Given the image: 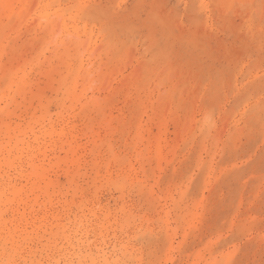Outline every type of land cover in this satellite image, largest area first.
I'll return each mask as SVG.
<instances>
[{
    "label": "rangeland",
    "instance_id": "374dc122",
    "mask_svg": "<svg viewBox=\"0 0 264 264\" xmlns=\"http://www.w3.org/2000/svg\"><path fill=\"white\" fill-rule=\"evenodd\" d=\"M50 1L43 10L63 7L69 17L73 7L85 2L111 18H97L90 26L94 40H111L118 46L117 56L99 72L108 77L111 91L121 87V72L129 75L135 63L146 70L140 88L128 89L127 95L117 93L114 99L123 117L146 125L141 137L138 123L115 135L116 149L137 170L136 184L148 189L149 199L134 192L125 200L134 211L138 208L136 214L152 218L144 223L151 232L133 241L136 248L143 246L145 264H264V0ZM13 4L9 0L3 9L10 11ZM32 12L27 34L22 28L24 36L13 35L14 47L27 42V60L34 54L30 44L38 43L41 27L35 21V14L42 12L39 5ZM14 19L17 15L3 18L0 11V31L6 25L11 30ZM160 80L166 82L157 91ZM160 91L161 111L156 103ZM137 96L145 97L140 100L145 107L139 106ZM118 112L115 115H121ZM207 113L213 115L212 126L204 121ZM106 192L101 202L114 209L118 193ZM39 252L38 258L46 255Z\"/></svg>",
    "mask_w": 264,
    "mask_h": 264
},
{
    "label": "bare ground",
    "instance_id": "6f19581e",
    "mask_svg": "<svg viewBox=\"0 0 264 264\" xmlns=\"http://www.w3.org/2000/svg\"><path fill=\"white\" fill-rule=\"evenodd\" d=\"M46 1L51 3L28 0L27 13V0H13L10 11L3 9L9 0H0L1 17L17 15L11 30L6 25L0 31V264H145L143 246L136 248L133 241L151 232L144 223L152 218L136 214L138 208L134 211L125 200L134 192L148 199L149 195L145 185L134 180L137 170L132 160L116 149L115 135L138 123L141 137L146 125L123 117L114 99L117 93L127 95L128 89L140 88L146 70L135 63L129 75L121 72V87L111 91L106 87L108 77L99 72L117 56L118 46L111 40H94L95 29L90 28L97 18L110 17L85 2L70 8L68 17L63 7L43 10ZM38 5L42 12L35 14V21L40 23V34L37 44L31 42L34 54L27 60V42L16 48L13 35L27 34V18ZM164 81H158L155 90L162 89ZM46 91L56 97H47ZM138 97L140 101L144 96ZM163 98L164 92L158 94L159 111ZM144 103L139 106L145 107ZM204 119L212 126V113ZM104 190L118 193L114 209L101 202ZM118 231L123 234L120 238ZM40 250L46 255L42 252L44 257L38 258Z\"/></svg>",
    "mask_w": 264,
    "mask_h": 264
}]
</instances>
